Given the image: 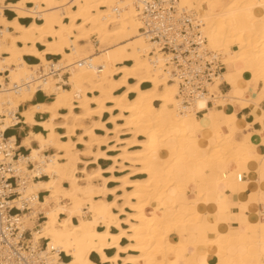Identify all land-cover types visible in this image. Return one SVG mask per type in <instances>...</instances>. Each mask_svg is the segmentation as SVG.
<instances>
[{"label":"bare ground","instance_id":"1","mask_svg":"<svg viewBox=\"0 0 264 264\" xmlns=\"http://www.w3.org/2000/svg\"><path fill=\"white\" fill-rule=\"evenodd\" d=\"M5 1L0 0V129L22 123L45 132L29 131L20 140L28 153L20 154L18 167L37 177L23 182L13 201L21 208L22 199L29 200V210L18 215L20 231L30 229L34 245L45 238L48 248L71 256L63 264H181L178 258L191 243L197 249L204 245L205 251L198 258L186 256L182 264H264V222L255 241L236 236L223 240L218 204L224 193L217 190L222 198L211 200L205 180L198 178L222 182L217 165L247 164V151L254 147L247 136L237 140L233 115L224 112L223 125L214 107L197 115L219 80L209 85L208 95L181 109L177 79L165 77L164 56L150 50L138 29V0ZM194 3L202 12L201 30L209 48L225 54L233 74L249 75L253 89L261 82L264 97V0H179V6L188 8ZM4 8L14 16L7 18ZM27 17L33 19L19 21ZM92 33L101 52L93 49L88 38ZM231 44L236 47L230 49ZM54 55L57 60L47 57ZM21 82L27 83L16 89ZM38 91L54 97L32 103ZM219 99L214 106L229 101ZM13 112L19 115L9 119ZM105 113L109 115L103 118ZM36 114L45 117L36 120ZM45 148L52 152L44 153ZM99 159L110 163L101 167ZM262 169L257 171L264 174ZM111 182L116 184L109 186ZM189 185L195 186V194L178 199L176 187ZM39 190L46 192L43 199L35 198ZM212 210L216 219L209 220ZM39 211L44 219L36 224L33 218ZM189 223L196 228L187 242L174 243L171 234ZM110 227L117 231L111 233ZM106 238L113 240L105 244ZM121 238L126 244L119 243ZM106 248L115 252L107 255ZM92 252L98 263L90 260Z\"/></svg>","mask_w":264,"mask_h":264},{"label":"built area","instance_id":"2","mask_svg":"<svg viewBox=\"0 0 264 264\" xmlns=\"http://www.w3.org/2000/svg\"><path fill=\"white\" fill-rule=\"evenodd\" d=\"M138 1L140 33L150 43L151 51L164 56L165 77L177 79L176 99L181 109L191 107L196 99L209 94V85L216 80L219 84L223 81L225 54L207 45L201 30V15L195 9L179 6V0ZM97 44L95 40L94 45ZM26 83L15 85L16 89ZM209 104H213L211 99L207 100ZM15 112L9 119L18 116ZM8 128L11 127L0 129V264H63L61 252L48 248L45 238H39L43 242L34 245L31 230L20 231L18 215L29 210V200L22 199L21 208L13 201L19 198L21 184L37 177L24 173L18 167L20 153L15 137L11 140V136L6 134ZM26 166L33 167L29 162ZM243 176V172L238 173L237 180ZM35 198H38V193ZM40 215L37 214L36 220L43 217Z\"/></svg>","mask_w":264,"mask_h":264},{"label":"crops","instance_id":"3","mask_svg":"<svg viewBox=\"0 0 264 264\" xmlns=\"http://www.w3.org/2000/svg\"><path fill=\"white\" fill-rule=\"evenodd\" d=\"M11 1L15 0H6L5 3L9 4ZM30 5V4H28ZM4 14L7 18H12L14 16V12L9 9H3ZM31 19L30 17L26 18H20L19 21L23 23H28ZM38 20V19H37ZM39 48L40 44H38ZM55 57L47 56L50 59L57 58V55H54ZM25 59L31 63H37L35 62L37 59L30 56H25ZM39 60V59H38ZM226 75L227 77L223 79V81L218 85V95H215L216 93H213L215 96H220V94H223L222 97H225V100H229L226 105L223 107H216L214 106V103L212 105H207L205 110L201 112H197L198 116H203L206 112L209 111L211 108H216V111L220 114V122L223 123L226 121L223 117L224 112L228 115H233L236 121V125L241 131H237L236 138L238 141H244V138L249 139V141L253 144L255 147H251L247 153L251 157L250 161L247 164L244 163H219L217 165V174L221 175V179L223 180L220 183H214L213 180L209 179L207 176H202V181L205 182V186L208 189L209 198L211 200H215L217 197H221V191L224 193V198L220 199L218 208L220 215V222H221V229L223 230L222 233V239H226L231 236H236L237 239H240L242 241H249L253 240L255 241L257 239V228L260 227V224L264 222V174H261L258 172L259 168H264V144H262L261 140H264V97L261 96L260 91L262 88V83H257L255 89H253V83L250 82L251 78L249 75H243L242 73L236 74L232 73V70L226 65L225 69L223 71V76ZM240 77L242 80H239ZM233 78V79H232ZM237 81V85L235 87L232 86V83ZM65 83L62 84L64 88ZM239 88V89H238ZM68 89V88H66ZM215 92V91H214ZM235 92V93H234ZM237 92V93H236ZM231 95V96H230ZM48 95H45L43 91H38L33 100L32 103H38V102H45L49 101ZM212 100V99H211ZM22 104L20 106V109H22L24 106H27ZM223 111V113L221 111ZM19 115V113H18ZM109 114L105 113L103 115V118H106ZM45 117V115L36 114L35 119L41 120ZM110 127L111 125L108 124ZM15 129L17 130V133L14 134L9 133L7 134V131ZM30 132H37L42 131L44 132V129L42 127L34 125L33 127H29L28 125H24L22 123H19L18 125L8 128L6 130V134L10 136H14L16 140V145L18 146V152L20 154H27L28 149L25 146H21L20 140L23 136L28 134ZM59 132H63L64 129H58ZM78 133L80 132L77 131ZM97 133H103L102 131H98ZM247 136V137H246ZM73 139H76L75 137H72ZM114 143V142H113ZM112 144V143H111ZM260 145V146H259ZM262 145V146H261ZM78 148H82V145H77ZM102 150L106 149V146H101ZM261 149V157L258 159L256 156L260 152ZM259 150V151H258ZM44 152V151H43ZM52 152L51 150L45 151L44 153L48 154ZM110 162L108 160L99 159V165L101 167H106ZM33 165V164H32ZM81 165H79L80 167ZM242 170L244 173V176L241 178L239 182L235 181L236 173L235 170ZM258 170V171H257ZM264 170V169H262ZM81 174L82 173H77ZM109 173H105L104 175H108ZM116 175L119 173H115ZM142 177V176H141ZM48 177L45 175L42 176V179H47ZM226 179H230V183L233 185H229L226 181ZM35 180V179H34ZM116 183L111 182L109 183V186H113ZM67 185V184H66ZM246 185V186H245ZM244 187V188H243ZM244 189V190H243ZM176 197L180 200L186 198L188 195H194L196 188L194 185H189L187 189H179L176 187ZM220 192L218 195L216 194V191ZM235 192H234V191ZM241 191V192H240ZM240 192V193H239ZM38 198L43 199V195L46 194V192L39 190L38 192ZM242 193V194H241ZM244 195V196H243ZM216 196V197H215ZM242 197V198H241ZM258 197L260 198L259 201H254V199ZM108 200H112V196H107ZM241 201V202H240ZM209 210H211L210 206H207ZM152 212H156L155 209H152ZM210 214L208 215L209 220L216 219V216L212 211H209ZM40 216H44V213L40 212ZM64 215L62 214V217ZM61 217V215H60ZM73 221L76 222V219L73 218ZM40 222L39 220H36V224ZM202 230H207L208 225L206 223H199ZM124 226V225H123ZM195 225L193 223H189L188 225H185L181 231H174L171 234V240L174 243H177L179 241L186 243L189 239V234L193 231H195ZM99 230H102L101 227H98ZM227 232H226V231ZM229 230V231H228ZM109 231L111 233H115L117 230L113 227L109 228ZM185 232V233H184ZM175 233V234H174ZM112 238H106L104 239L105 244H109L112 242ZM98 241V238L96 236L92 237V242L96 243ZM40 242H43L42 239H40ZM119 243L121 245L126 244V240L124 238H121L119 240ZM201 247V248H200ZM200 247L193 246L191 243L188 248L184 251L183 255L179 256L178 262L184 263L185 257L188 255H196L198 258L201 253L205 251V246L201 245ZM199 250V251H198ZM202 250V251H201ZM115 252V249H105V253L107 255H112ZM201 252V253H200ZM122 254V253H121ZM60 257L63 259V261H67L68 257L71 256L65 255L61 252ZM183 257V259H182ZM90 260L98 263L99 257L95 252L90 253L89 255Z\"/></svg>","mask_w":264,"mask_h":264},{"label":"rangeland","instance_id":"4","mask_svg":"<svg viewBox=\"0 0 264 264\" xmlns=\"http://www.w3.org/2000/svg\"><path fill=\"white\" fill-rule=\"evenodd\" d=\"M193 9H195L200 15H201V10L200 9H197V7H196V3H194V6H193ZM38 21H40V20H38ZM89 40L91 41V43L93 44L92 46H93V49H94V51L95 52H101V51H98V49L96 48V46H98L99 44H97V45H94V41L95 40H97V34L96 33H92V34H90L89 35ZM98 41V40H97ZM229 47H230V49H234L236 46L235 45H233V44H231V45H229ZM58 58V57H57ZM57 58H54L53 60H57ZM35 62H39V60L37 59ZM5 74H7V73H5ZM58 74H56V76H57ZM68 73H65V74H63V80L64 81H67V79H68ZM59 83L60 84H63V81H59ZM65 87L66 88H68V89H70L71 88V85L68 83V82H65ZM216 90H218V92H220V90L219 89H214V91H216ZM214 93V92H213ZM212 93V95H213V97L211 98L212 99V101L214 102V105L218 102V101H216V100H220L219 98H222V94H220V96H215L214 94ZM46 95V94H45ZM49 96H51V97H54V95L53 94H49ZM175 96H176V94H175ZM215 98H216V100H215ZM50 100V99H49ZM14 133V134H16L17 133V130H15V129H12V130H9V131H7V134H9V133ZM45 150H47V148H45L44 149V152H45ZM238 171H240V170H235V172H238ZM83 175V174H82ZM81 174H77V176H82ZM202 176H204V175H201V176H198V178L200 179V181H202ZM43 198V197H42ZM41 199V198H40ZM63 202V201H62ZM85 210H86V208H84ZM39 212H42V211H39ZM38 212V213H39ZM38 213H36L35 214V216H34V218H33V221H34V223H36V218H37V214ZM43 213V212H42ZM43 219H44V217H42V218H40V222L41 221H43ZM42 241H43V239H42ZM68 259H69V257H68ZM67 259V260H68Z\"/></svg>","mask_w":264,"mask_h":264}]
</instances>
